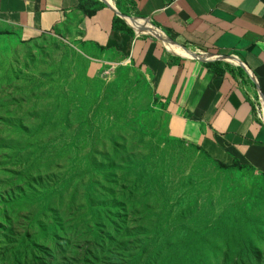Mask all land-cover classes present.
I'll return each mask as SVG.
<instances>
[{
    "label": "rangeland",
    "instance_id": "374dc122",
    "mask_svg": "<svg viewBox=\"0 0 264 264\" xmlns=\"http://www.w3.org/2000/svg\"><path fill=\"white\" fill-rule=\"evenodd\" d=\"M94 54L0 31V264H264V175L217 168Z\"/></svg>",
    "mask_w": 264,
    "mask_h": 264
},
{
    "label": "crops",
    "instance_id": "0c3cea01",
    "mask_svg": "<svg viewBox=\"0 0 264 264\" xmlns=\"http://www.w3.org/2000/svg\"><path fill=\"white\" fill-rule=\"evenodd\" d=\"M0 0V31L53 35L141 69L177 136L264 175V0ZM89 55V56H95Z\"/></svg>",
    "mask_w": 264,
    "mask_h": 264
},
{
    "label": "trees",
    "instance_id": "16d2710c",
    "mask_svg": "<svg viewBox=\"0 0 264 264\" xmlns=\"http://www.w3.org/2000/svg\"><path fill=\"white\" fill-rule=\"evenodd\" d=\"M79 5L84 11V15L86 17H90L96 13V9L91 8L92 4L89 2V0H79ZM207 155V154H206ZM215 165L219 169L223 170H230V169H249L252 172H255V170L248 164H245L241 162L239 159L234 158L231 165H225L219 161H215ZM97 229H94V233H96Z\"/></svg>",
    "mask_w": 264,
    "mask_h": 264
},
{
    "label": "built area",
    "instance_id": "2783aa9c",
    "mask_svg": "<svg viewBox=\"0 0 264 264\" xmlns=\"http://www.w3.org/2000/svg\"><path fill=\"white\" fill-rule=\"evenodd\" d=\"M261 114L259 115V118H260ZM262 116H264V113H262ZM261 119V118H260ZM262 120V119H261Z\"/></svg>",
    "mask_w": 264,
    "mask_h": 264
}]
</instances>
